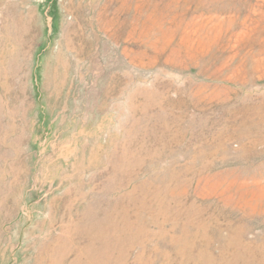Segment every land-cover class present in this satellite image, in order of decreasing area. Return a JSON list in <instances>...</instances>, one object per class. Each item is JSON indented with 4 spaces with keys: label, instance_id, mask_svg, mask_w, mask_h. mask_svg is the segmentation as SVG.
I'll return each instance as SVG.
<instances>
[{
    "label": "rangeland",
    "instance_id": "1",
    "mask_svg": "<svg viewBox=\"0 0 264 264\" xmlns=\"http://www.w3.org/2000/svg\"><path fill=\"white\" fill-rule=\"evenodd\" d=\"M0 264H264V0H0Z\"/></svg>",
    "mask_w": 264,
    "mask_h": 264
}]
</instances>
